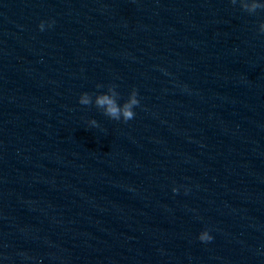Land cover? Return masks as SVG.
<instances>
[{"label":"water","instance_id":"obj_1","mask_svg":"<svg viewBox=\"0 0 264 264\" xmlns=\"http://www.w3.org/2000/svg\"><path fill=\"white\" fill-rule=\"evenodd\" d=\"M261 21L231 0H0V264H264ZM113 84L138 91L127 122L94 104Z\"/></svg>","mask_w":264,"mask_h":264},{"label":"clouds","instance_id":"obj_2","mask_svg":"<svg viewBox=\"0 0 264 264\" xmlns=\"http://www.w3.org/2000/svg\"><path fill=\"white\" fill-rule=\"evenodd\" d=\"M232 5H239L240 9L249 13L255 14L258 10H264V3L261 0H231ZM48 26H53L55 20L47 22ZM46 22L41 21L39 28L41 31L45 29ZM258 31L264 34V21L259 24ZM98 88L104 87L102 84L97 85ZM120 93L117 91L116 85H109L106 92H101L95 95L94 104L97 108L103 109V113L113 120H121L127 122L134 118L135 112L134 108L140 104V99L138 97V91L133 89L127 100L123 104L119 102ZM79 103L81 105H91L93 104V95L84 92L79 97ZM93 126H99L98 121L92 119L89 122ZM174 192H178V188L173 189ZM199 239L204 242L211 241L213 239L212 235L208 230H204L200 233Z\"/></svg>","mask_w":264,"mask_h":264}]
</instances>
